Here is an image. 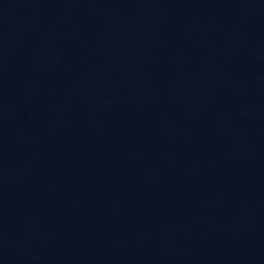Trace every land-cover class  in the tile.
<instances>
[{"label": "water", "instance_id": "1", "mask_svg": "<svg viewBox=\"0 0 264 264\" xmlns=\"http://www.w3.org/2000/svg\"><path fill=\"white\" fill-rule=\"evenodd\" d=\"M0 264H264V0H0Z\"/></svg>", "mask_w": 264, "mask_h": 264}]
</instances>
